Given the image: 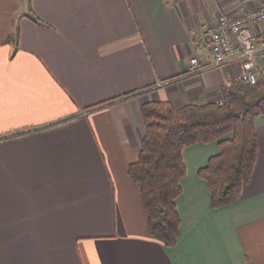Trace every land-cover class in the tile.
I'll return each instance as SVG.
<instances>
[{"label":"crops","instance_id":"1","mask_svg":"<svg viewBox=\"0 0 264 264\" xmlns=\"http://www.w3.org/2000/svg\"><path fill=\"white\" fill-rule=\"evenodd\" d=\"M262 3L0 0V264H264V115L252 181L233 204L212 208L198 175L218 143L184 150L173 247L150 234L128 175L145 103H219L240 72L235 62L183 77L201 27Z\"/></svg>","mask_w":264,"mask_h":264},{"label":"trees","instance_id":"2","mask_svg":"<svg viewBox=\"0 0 264 264\" xmlns=\"http://www.w3.org/2000/svg\"><path fill=\"white\" fill-rule=\"evenodd\" d=\"M28 17L42 24L35 14ZM17 35L18 30L13 36ZM141 114L145 135L138 160L130 165L128 175L141 188L150 234L173 247L181 234L177 199L187 174V147L218 143L219 152L198 172L207 183L212 208L237 202L243 187L252 181L258 155L255 121L264 115V79L256 85L234 81L222 105L188 104L178 108L169 101H149L142 106Z\"/></svg>","mask_w":264,"mask_h":264},{"label":"built area","instance_id":"3","mask_svg":"<svg viewBox=\"0 0 264 264\" xmlns=\"http://www.w3.org/2000/svg\"><path fill=\"white\" fill-rule=\"evenodd\" d=\"M257 27H264V6L235 16L225 13L214 24L201 27L194 39L197 54L191 57L183 77L237 62L240 72L233 80L226 81V87L230 88L237 80L256 85L264 79V30L256 33ZM204 50L209 53L206 64L200 59ZM219 103L222 105L223 101Z\"/></svg>","mask_w":264,"mask_h":264}]
</instances>
